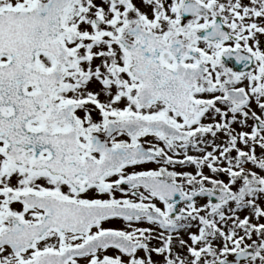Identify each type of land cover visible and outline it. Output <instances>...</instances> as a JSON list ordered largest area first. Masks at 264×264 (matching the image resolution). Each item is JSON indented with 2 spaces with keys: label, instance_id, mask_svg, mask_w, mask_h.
<instances>
[{
  "label": "snow or ice",
  "instance_id": "6c2138e0",
  "mask_svg": "<svg viewBox=\"0 0 264 264\" xmlns=\"http://www.w3.org/2000/svg\"><path fill=\"white\" fill-rule=\"evenodd\" d=\"M0 264H264V0H0Z\"/></svg>",
  "mask_w": 264,
  "mask_h": 264
}]
</instances>
